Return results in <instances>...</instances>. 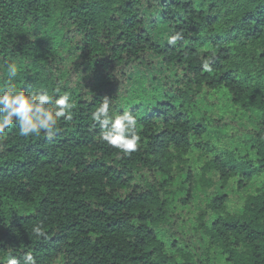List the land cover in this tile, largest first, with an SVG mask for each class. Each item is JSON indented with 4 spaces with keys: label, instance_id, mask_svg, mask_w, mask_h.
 <instances>
[{
    "label": "trees",
    "instance_id": "obj_1",
    "mask_svg": "<svg viewBox=\"0 0 264 264\" xmlns=\"http://www.w3.org/2000/svg\"><path fill=\"white\" fill-rule=\"evenodd\" d=\"M7 86L75 107L51 138L15 125L0 137V264L27 252L37 264H193L168 228L194 187L216 184L199 226L225 264H264V0H0ZM105 97L137 120L130 155L100 139L91 117ZM230 112L251 117L253 134L217 149L210 135H227ZM258 178L231 210L229 184Z\"/></svg>",
    "mask_w": 264,
    "mask_h": 264
},
{
    "label": "clouds",
    "instance_id": "obj_2",
    "mask_svg": "<svg viewBox=\"0 0 264 264\" xmlns=\"http://www.w3.org/2000/svg\"><path fill=\"white\" fill-rule=\"evenodd\" d=\"M182 39V33L176 32L168 38L170 45H175ZM9 79L18 73L15 63L7 65ZM204 71L211 72V62L205 61L202 65ZM57 91H59L57 89ZM47 92H25L14 86L0 89V137L6 135V130L14 125L18 127L19 134L23 137L29 135L39 136L42 133L51 138L55 135V128L61 117L71 120V110L75 107L70 102L68 95L59 96L54 100ZM92 120L101 128L100 139L112 148L126 155H130L138 148L140 136L137 131V120L130 111L121 114H110V104L107 97L92 113ZM37 237L45 236L42 225H36L32 229ZM7 264H37L36 258L31 252L17 257L9 253Z\"/></svg>",
    "mask_w": 264,
    "mask_h": 264
},
{
    "label": "rangeland",
    "instance_id": "obj_3",
    "mask_svg": "<svg viewBox=\"0 0 264 264\" xmlns=\"http://www.w3.org/2000/svg\"><path fill=\"white\" fill-rule=\"evenodd\" d=\"M214 103L215 106H221V102L217 99ZM218 117L219 116H216L217 119ZM250 118L251 117L247 116L237 117L234 112H230L225 119V125L228 130L227 135L221 136L220 140H218L212 132L210 135V137H212V145L217 149L227 150L232 149L239 141L242 142L243 140L248 139L249 136H252L253 134L252 128L254 125L253 120ZM203 159L205 158L202 156L199 157L198 155L191 158V165L194 169L193 172L196 173L197 171H200V166L203 165ZM259 183L260 179H255L253 182L249 183V186L245 190L242 191L237 190V187L235 186L236 184H229V193L231 198L230 203L228 204L229 208L233 211L239 209L245 196L249 193H254ZM216 186L217 184L214 188L211 187L212 189L203 188L201 190L194 187L195 199L193 204L185 211L179 213L178 217L173 219L170 227L168 228V240L177 241L179 239L181 242L180 246L183 250L185 248L183 245L184 241L187 242V246H190L188 249L186 247V250L189 251L187 253L190 254V258L192 260H188L187 257L181 256V254H183V251L181 250L175 252L181 262H187L188 260L189 262L193 261V264H225V262L221 260V256L219 254L222 252V249L214 245L210 238L205 234L206 229H202V227L199 226V214L205 211L211 214L208 209V203L210 202V196L216 191ZM209 217L210 220L207 225L210 226L211 220L213 219L211 216ZM205 219H207V217Z\"/></svg>",
    "mask_w": 264,
    "mask_h": 264
}]
</instances>
